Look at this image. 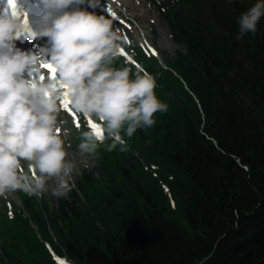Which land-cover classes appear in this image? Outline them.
Listing matches in <instances>:
<instances>
[{
  "label": "trees",
  "instance_id": "16d2710c",
  "mask_svg": "<svg viewBox=\"0 0 264 264\" xmlns=\"http://www.w3.org/2000/svg\"><path fill=\"white\" fill-rule=\"evenodd\" d=\"M149 1L181 49L167 68L132 40L123 54L167 112L122 132L126 152L101 144L67 198L2 201L0 264H264V17L236 38L257 0Z\"/></svg>",
  "mask_w": 264,
  "mask_h": 264
},
{
  "label": "clouds",
  "instance_id": "9594fccd",
  "mask_svg": "<svg viewBox=\"0 0 264 264\" xmlns=\"http://www.w3.org/2000/svg\"><path fill=\"white\" fill-rule=\"evenodd\" d=\"M84 3L34 0L39 15L33 35L47 38L38 51L16 46L29 30L28 17L17 0H5L0 11V196L21 191L41 198L51 190L62 199L76 187V165L66 159L59 134L63 101L58 99V85L75 112L96 122L97 129L80 133L77 146L81 155L96 159L105 141H109L107 151L119 147L126 152L121 133L130 138L137 129L153 126L157 112L168 110L156 96L153 74L142 68L133 73L127 66L114 67L130 41L113 28L112 18L79 7ZM96 3L87 0L89 7ZM262 17L264 0H257L239 16L236 38L254 35Z\"/></svg>",
  "mask_w": 264,
  "mask_h": 264
},
{
  "label": "rangeland",
  "instance_id": "374dc122",
  "mask_svg": "<svg viewBox=\"0 0 264 264\" xmlns=\"http://www.w3.org/2000/svg\"><path fill=\"white\" fill-rule=\"evenodd\" d=\"M112 6L110 8H106L98 3L96 6L89 7L86 5H79L80 8L85 9L89 12H94L96 15H104L106 18L113 19V28L119 29L122 35L128 37L129 40H132L133 43H138V47L142 48L144 51H147L146 46L141 45L140 36L144 35L149 39V43L153 47L154 50L161 55L164 53L165 55L172 56L177 49H181L180 46L175 44L170 36V32L165 24V22L160 17L159 12L155 8L153 4L149 0H112ZM71 10V9H69ZM111 13H114L111 15ZM41 48V47H40ZM37 49L36 51H38ZM130 67L132 70H136L135 62L132 58H129L127 55L120 54L114 63V67ZM59 100H62L58 97ZM63 101V100H62ZM64 103V101H63ZM68 110H65L64 107L61 108L59 116H58V126L60 128V136L64 140V147L66 151V159L68 161L73 162L76 165V169L73 172L74 181L77 179L80 171L84 168L93 167L95 165V161L93 157L88 155H81L78 151L77 145H75L69 135H70V127H77V124L74 123L73 115L70 113H74L75 117L80 120L86 121V128L88 130L90 128L89 122L95 124L94 120H89L84 117L82 114L75 112L71 103L67 104ZM25 171H27L26 162H22ZM42 198L47 199V201L51 204L57 201V198L51 194V190L46 192ZM9 200H15L19 203V198L17 194L14 193H6L3 196H0V208L2 205V201L8 202Z\"/></svg>",
  "mask_w": 264,
  "mask_h": 264
},
{
  "label": "bare ground",
  "instance_id": "6f19581e",
  "mask_svg": "<svg viewBox=\"0 0 264 264\" xmlns=\"http://www.w3.org/2000/svg\"><path fill=\"white\" fill-rule=\"evenodd\" d=\"M97 3L106 7V8H110L112 6V3H114L112 0H97ZM87 4V0H85V3L84 4H81V5H86ZM140 41H141V45H147V46H150V48H153L151 46V44L149 43V39L142 35L140 36ZM40 42H46V40H41ZM40 42L37 41V42H34V43H31L30 45H26L25 43L24 44H19V43H16V46L21 49L22 51H34V50H37L39 47H40ZM161 56V55H160ZM58 97L61 98L63 101L65 100V97H64V94H63V91H58ZM68 101H70L69 99H67Z\"/></svg>",
  "mask_w": 264,
  "mask_h": 264
},
{
  "label": "snow or ice",
  "instance_id": "6c2138e0",
  "mask_svg": "<svg viewBox=\"0 0 264 264\" xmlns=\"http://www.w3.org/2000/svg\"><path fill=\"white\" fill-rule=\"evenodd\" d=\"M111 15H113V17H114V13H111ZM122 54H123V52H122ZM45 67L48 68L49 70L54 71V69H52L50 65H46ZM68 103H70V101L67 100L66 94H65V100H64V103L62 105V107H64L65 110H68V108H67V104ZM70 114L73 115L74 123H76L77 126H79V121L76 119L75 114L74 113H70ZM89 124H90V127L94 128V129H97L98 128V126L96 124L92 123L91 121L89 122ZM61 264H63V262H61Z\"/></svg>",
  "mask_w": 264,
  "mask_h": 264
},
{
  "label": "water",
  "instance_id": "95a60500",
  "mask_svg": "<svg viewBox=\"0 0 264 264\" xmlns=\"http://www.w3.org/2000/svg\"><path fill=\"white\" fill-rule=\"evenodd\" d=\"M148 48L150 49L151 53L157 57L158 62H159L163 67L166 68L165 63H164L163 60L160 58V56H159L157 53H155V52H154L149 46H148Z\"/></svg>",
  "mask_w": 264,
  "mask_h": 264
}]
</instances>
